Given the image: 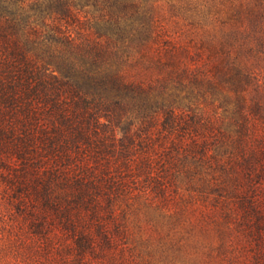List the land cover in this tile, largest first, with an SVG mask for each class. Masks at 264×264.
<instances>
[{
    "label": "trees",
    "instance_id": "trees-1",
    "mask_svg": "<svg viewBox=\"0 0 264 264\" xmlns=\"http://www.w3.org/2000/svg\"><path fill=\"white\" fill-rule=\"evenodd\" d=\"M0 206L27 263L264 264V0H0Z\"/></svg>",
    "mask_w": 264,
    "mask_h": 264
},
{
    "label": "rangeland",
    "instance_id": "rangeland-1",
    "mask_svg": "<svg viewBox=\"0 0 264 264\" xmlns=\"http://www.w3.org/2000/svg\"><path fill=\"white\" fill-rule=\"evenodd\" d=\"M6 215V214H5ZM8 215L4 216L1 206H0V264H66L64 260L53 252L54 255L41 254L34 257H30V261L24 262L20 258H14L12 254L4 255L3 250L6 249V226H9ZM26 229V227L24 228ZM27 230V229H26ZM140 236L143 241H147L149 244V250H153L152 256L146 257V264H227L222 263L219 258L215 257L214 254L209 258V249L204 248L206 244L211 243V238L204 240L197 229L191 230L188 225L179 226L171 231H153L148 227H144ZM38 236L34 235V240H37ZM69 243V242H68ZM212 247L216 246L215 241L211 243ZM70 245L74 246L70 242ZM117 249L110 257H101L93 259L91 256L87 255L84 257L83 264H112V260L117 258ZM115 256V257H113ZM67 257V256H66ZM68 264H77L73 262L74 259L72 255L67 257ZM242 262L239 264H249L251 260L250 256H245ZM23 261V262H20ZM118 261V260H117ZM139 260H127L123 264H139Z\"/></svg>",
    "mask_w": 264,
    "mask_h": 264
}]
</instances>
